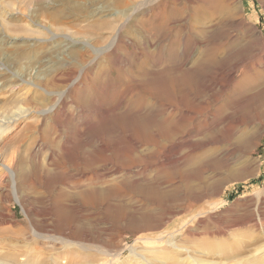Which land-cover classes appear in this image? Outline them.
Wrapping results in <instances>:
<instances>
[{"label": "rangeland", "instance_id": "rangeland-1", "mask_svg": "<svg viewBox=\"0 0 264 264\" xmlns=\"http://www.w3.org/2000/svg\"><path fill=\"white\" fill-rule=\"evenodd\" d=\"M220 3L0 0V264H264V0Z\"/></svg>", "mask_w": 264, "mask_h": 264}, {"label": "bare ground", "instance_id": "bare-ground-1", "mask_svg": "<svg viewBox=\"0 0 264 264\" xmlns=\"http://www.w3.org/2000/svg\"><path fill=\"white\" fill-rule=\"evenodd\" d=\"M222 0H215V4L213 5V8L215 9V10H217L219 13L220 12H222V8L220 9V5H222V3H220ZM209 3V2H208ZM214 3V2H213ZM212 4V3H211ZM202 9V8H201ZM203 9H204V7H203ZM219 9L221 10V11H219ZM200 10V9H199ZM204 12V11H203ZM214 12V11H213ZM223 12H224V10H223ZM210 13V12H209ZM199 15V14H198ZM201 15V14H200ZM217 15V14H216ZM202 16V15H201ZM203 17V16H202ZM200 19V18H199ZM118 38H119V36H118ZM117 38V39H118ZM115 41H117L116 39L113 41V44H112V46L113 45H115ZM73 42V41H72ZM76 84H77V82H76ZM75 84V85H76ZM74 86V85H73ZM72 87V86H71ZM64 95H65V93H64ZM59 103V102H58ZM57 104V103H56ZM58 105V104H57ZM63 105V104H62ZM54 108V107H53ZM56 108V107H55ZM25 113L26 112H24V113H21V114H18V115H16V116H14L13 118H10V119H7V120H5V121H0V132H3V131H5L6 129H8V125H10V124H12L14 121H17L19 118H22V117H24V115H25ZM16 118H18V119H16ZM94 194H96V193H94ZM262 194V193H261Z\"/></svg>", "mask_w": 264, "mask_h": 264}]
</instances>
